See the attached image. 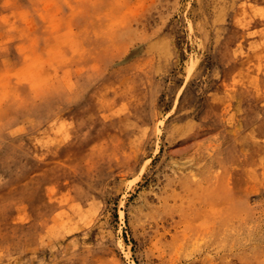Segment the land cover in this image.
<instances>
[{"label": "rangeland", "instance_id": "obj_1", "mask_svg": "<svg viewBox=\"0 0 264 264\" xmlns=\"http://www.w3.org/2000/svg\"><path fill=\"white\" fill-rule=\"evenodd\" d=\"M0 264H264V0H0Z\"/></svg>", "mask_w": 264, "mask_h": 264}]
</instances>
